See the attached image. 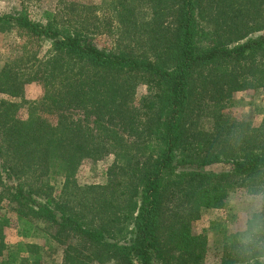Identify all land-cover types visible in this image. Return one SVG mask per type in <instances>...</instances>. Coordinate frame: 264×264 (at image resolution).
<instances>
[{
	"label": "trees",
	"instance_id": "16d2710c",
	"mask_svg": "<svg viewBox=\"0 0 264 264\" xmlns=\"http://www.w3.org/2000/svg\"><path fill=\"white\" fill-rule=\"evenodd\" d=\"M108 5L109 49L87 12L0 14V32L46 45L0 67V95L20 99L0 97V207L15 215L0 213V264L44 262L38 243H6L10 222L21 239L51 228L44 247H61L57 264H205L207 234L192 224L231 191L261 205L226 235L215 264H264V114L252 126L223 113L234 93L264 90V0ZM34 81L43 95L21 118ZM140 83L148 92L133 107ZM110 154L105 183L76 182L82 162Z\"/></svg>",
	"mask_w": 264,
	"mask_h": 264
},
{
	"label": "rangeland",
	"instance_id": "374dc122",
	"mask_svg": "<svg viewBox=\"0 0 264 264\" xmlns=\"http://www.w3.org/2000/svg\"><path fill=\"white\" fill-rule=\"evenodd\" d=\"M110 0H0V14L23 9L32 19H40L43 13H53L57 17H68L74 13L87 12L92 14L90 28H96L101 31L94 37L95 42L106 49L112 48L115 44L114 25L111 19V6L108 5ZM84 5L85 7H81ZM39 43L32 37L16 30L0 32V67L16 57L20 56L24 47L34 46L35 50L44 52L46 45L37 47ZM33 50V49H32ZM43 86L38 82L26 83L23 87L22 101L23 105L19 109L18 116L26 118L28 115L29 102L38 100L43 95ZM148 87L146 84L137 85L132 106H139L140 99L146 95ZM2 98H10L18 101L20 99L8 97L1 94ZM234 104L225 108L223 113L225 117L245 121L252 126L259 125L264 114V90L247 89L234 93ZM46 117L55 122L53 115ZM202 123L209 126V121L204 119ZM113 161V155L110 154L97 161L82 162L75 174V180L78 184L106 182L105 171ZM225 167L223 164H213L206 167L207 170L220 171ZM261 205L260 195H248L243 199H236V194L230 192L226 199V204L222 208L206 210L198 221L192 224L193 231H204L207 234L208 252L205 258V264H215L218 260V249L221 247L224 238L229 232L244 229L246 216L255 212ZM0 213H4L6 217L13 222L15 215L9 208L0 207ZM52 229L44 227L39 234L29 238H20L13 229V224L4 226L3 232L5 241L9 245H13L20 240L27 242H36L41 245V253L43 255L42 264H57L62 255L61 247L53 245L50 248L44 247L46 236ZM46 248V249H45ZM97 264V263H93Z\"/></svg>",
	"mask_w": 264,
	"mask_h": 264
}]
</instances>
